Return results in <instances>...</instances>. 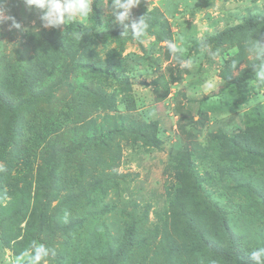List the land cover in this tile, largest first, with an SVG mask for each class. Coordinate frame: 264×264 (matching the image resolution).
I'll list each match as a JSON object with an SVG mask.
<instances>
[{"label":"rangeland","instance_id":"374dc122","mask_svg":"<svg viewBox=\"0 0 264 264\" xmlns=\"http://www.w3.org/2000/svg\"><path fill=\"white\" fill-rule=\"evenodd\" d=\"M92 7L45 28L23 0L0 3L21 24L0 23V92L45 91L13 145L0 104V264L33 241L55 250L43 264H236L200 239L227 245L226 228L248 256L264 247V157L247 150L264 153V87L243 47L264 36V0H140L143 43L111 0Z\"/></svg>","mask_w":264,"mask_h":264},{"label":"clouds","instance_id":"9594fccd","mask_svg":"<svg viewBox=\"0 0 264 264\" xmlns=\"http://www.w3.org/2000/svg\"><path fill=\"white\" fill-rule=\"evenodd\" d=\"M23 2L28 9L39 10V19L45 28H59L61 25H69L72 22L89 19L93 13V0H23ZM0 3H3V0H0ZM139 4L140 0H111V11L115 22L123 28L122 36L128 35L130 29L132 37L143 43L149 27L147 15L130 20L131 10ZM5 20L11 21V27L21 29V24L15 17L0 16V23ZM161 43L167 47L169 54L176 55L178 59L186 51L182 40L179 43L170 40ZM200 47L205 52L209 51V46L206 43L202 42ZM243 47L251 58L250 67L256 85L264 87V36L249 38L244 42ZM180 63L182 67L186 66L183 59H180ZM208 86L211 87L212 85L209 84ZM50 256H55L53 248L33 241L27 250L13 257L9 264H43ZM249 258L254 264H264V247L252 250Z\"/></svg>","mask_w":264,"mask_h":264},{"label":"trees","instance_id":"16d2710c","mask_svg":"<svg viewBox=\"0 0 264 264\" xmlns=\"http://www.w3.org/2000/svg\"><path fill=\"white\" fill-rule=\"evenodd\" d=\"M95 15L96 19H100V11L97 6H95ZM240 30L239 26L230 28L226 31H223L219 34H217L214 39L217 42L222 41L224 38L233 35V33H236ZM45 97V91L43 89H39L38 91L34 92L32 97L29 99H20L16 105H13L9 99H6L5 95L0 92V104L4 106L7 110L10 111V119L8 123V137H7V144L13 145L16 141L17 137V126L20 120V117L22 113L31 105L36 103L37 101L43 99ZM111 131L107 132L106 134H100L95 135L91 137V140L93 141H103L104 136H110ZM248 152H250L253 155H259L264 157V153H258L254 150L247 149ZM227 230V238H228V244L227 245H220L218 243L212 242L208 239H206L203 235L200 236L202 244L207 247L208 250H210L212 253L224 257L236 264H252L250 261L251 259L249 256L244 253L238 244L237 237L233 233V231L229 228H226Z\"/></svg>","mask_w":264,"mask_h":264}]
</instances>
